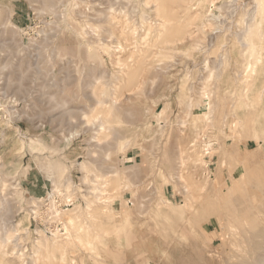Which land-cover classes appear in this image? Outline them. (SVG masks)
Instances as JSON below:
<instances>
[{
	"label": "rangeland",
	"instance_id": "obj_1",
	"mask_svg": "<svg viewBox=\"0 0 264 264\" xmlns=\"http://www.w3.org/2000/svg\"><path fill=\"white\" fill-rule=\"evenodd\" d=\"M202 1L0 0V264H264V6Z\"/></svg>",
	"mask_w": 264,
	"mask_h": 264
},
{
	"label": "bare ground",
	"instance_id": "obj_2",
	"mask_svg": "<svg viewBox=\"0 0 264 264\" xmlns=\"http://www.w3.org/2000/svg\"><path fill=\"white\" fill-rule=\"evenodd\" d=\"M159 1V0H158ZM165 1V0H164ZM202 1V0H201ZM256 2H254V3H257V5H258V8H259V6H264V0H255ZM161 2H163V0H161ZM160 2V3H161ZM170 2V1H169ZM203 2V1H202ZM164 3H166V2H164ZM199 3V2H198ZM167 4V3H166ZM165 4V5H166ZM160 5V4H159ZM256 5V6H257ZM160 6H162V7H160V8H163L162 10H164L163 11V13H165V10L166 9H164L166 6H168V5H166V6H164L163 7V5H160ZM228 8V7H227ZM255 7H253V9H254ZM260 8H262V7H260ZM259 8V9H260ZM173 10V9H172ZM231 10V9H230ZM256 10H257V8H256ZM262 10V9H261ZM229 11V10H228ZM251 11V10H250ZM254 11V10H253ZM260 11V10H259ZM255 12H257V11H255ZM163 13H162V15H163ZM168 13V12H167ZM166 13V14H167ZM229 13V12H228ZM235 13V12H234ZM254 13V12H253ZM174 14V13H173ZM167 15H169V14H167ZM264 15V14H263ZM177 16V15H176ZM256 16V13H255V15H253V17H255ZM262 16V15H261ZM195 17V16H194ZM251 17H252V15H251ZM260 17V16H259ZM263 17V16H262ZM164 18H166V17H164ZM202 18V17H201ZM249 18V17H248ZM256 18V17H255ZM257 19V18H256ZM202 20H203V18H202ZM247 20V19H246ZM252 20V19H251ZM263 21H264V19H262ZM203 22V21H202ZM246 22V21H245ZM249 22H253V21H250V18H249ZM256 22V21H255ZM255 22H253V24H255ZM246 23H248V22H246ZM245 23V25H247V26H244V28H243V30H244V33H241V34H243V35H249V34H251V31L253 30V28H254V26L255 25H253V24H251V23H249V24H246ZM264 23V22H263ZM246 27V28H245ZM241 31V30H240ZM262 31H264V30H262ZM242 32V31H241ZM234 34V33H233ZM259 34H261L260 33V31H259ZM264 34V33H263ZM233 36V35H232ZM242 36V35H241ZM240 36V37H241ZM255 36V35H254ZM253 36V37H254ZM258 36V35H257ZM237 37H239L238 36V33H237ZM239 37V38H240ZM243 37V36H242ZM259 37V36H258ZM258 37H256V38H258ZM244 38V37H243ZM261 38H263V37H260L259 39H261ZM240 39H242V38H240ZM245 39V38H244ZM241 40L240 42L242 43V45L243 46H245V47H248L249 46V48H251V51H252V54L254 53V48L255 47H257L258 45H253L250 41V45H249V42L248 41H246V40ZM258 40V39H257ZM260 41H262V39L260 40ZM210 42V41H209ZM256 43V42H255ZM211 45H212V43H211ZM263 46V45H262ZM244 47V48H245ZM263 48V47H262ZM247 50V49H246ZM246 50H245V52H246ZM244 52V53H245ZM225 53V52H224ZM262 53V52H261ZM244 56V55H243ZM248 56V55H247ZM254 57V56H253ZM243 58V57H242ZM208 59V58H207ZM228 59V58H227ZM246 61V60H245ZM207 63V62H206ZM217 63H219V62H217ZM245 63V62H244ZM215 64H216V62H215ZM222 64H223V61H222ZM221 64V65H222ZM258 64H263V57H262V55H258L257 57H256V60L255 61H248L247 62V65H246V70H245V73H243L245 76H246V80H244V81H247L248 83H249V80H250V78L252 77V75H255L256 74V72H257V65ZM224 66V65H223ZM238 66V65H237ZM158 67V66H157ZM213 67H215V66H213ZM238 69V68H237ZM214 70L215 69H213V72H214ZM264 70V69H263ZM164 71V70H163ZM243 71V70H242ZM241 71V72H242ZM212 72V71H211ZM241 72L239 73V74H241ZM244 72V71H243ZM215 73V72H214ZM264 73V72H263ZM211 75H213L212 73H211ZM242 75V74H241ZM257 75V74H256ZM240 76V75H239ZM250 77V78H249ZM237 78V77H236ZM245 78V77H244ZM215 79V78H214ZM238 79H241V78H238ZM238 79H237V81H238ZM263 79V78H262ZM151 81V80H150ZM243 81V80H242ZM263 82H264V79L262 80ZM151 83H152V81H151ZM239 83H241V82H239ZM245 83V82H244ZM245 84H247V83H245ZM261 84H263V83H261ZM264 85V84H263ZM244 87V86H243ZM247 87H249V86H247ZM248 89V88H247ZM262 89V88H261ZM260 89V90H261ZM245 90H246V88H245ZM264 90V89H263ZM264 92V91H263ZM242 93V92H241ZM257 93V92H256ZM258 96V95H257ZM263 96V95H262ZM261 96V97H262ZM260 100H262L261 98H260ZM257 101V100H256ZM209 102V101H208ZM255 103V102H254ZM262 103V102H261ZM253 104V103H252ZM216 105V104H215ZM248 105V104H247ZM256 105H257V103H256ZM251 106V105H250ZM255 107V106H254ZM257 107V106H256ZM250 110V109H249ZM252 112H253V110H252ZM256 112V111H255ZM255 112H254V114H255ZM260 114V113H259ZM264 114V113H263ZM206 115H207V113H206ZM214 115V114H213ZM264 115H262V117H263ZM248 117H249V115H248ZM247 118V117H246ZM250 118V117H249ZM252 119H253V121L255 120V117L253 118V117H251ZM250 118V119H251ZM259 118V117H258ZM258 120V119H257ZM246 121H247V119H246ZM252 120H250V122H251ZM242 122V121H241ZM244 122V121H243ZM249 122V121H248ZM258 122H260L259 120H258ZM207 123V122H206ZM245 123H247V122H245ZM254 123H255V121H254ZM254 123L252 124V125H254ZM248 124V123H247ZM251 124V123H250ZM260 124H261V122H260ZM243 125V124H242ZM246 125V124H245ZM249 126V125H248ZM247 126V127H248ZM242 127H244V126H242ZM254 127H255V125H254ZM261 127V126H260ZM246 128V127H245ZM264 129V128H263ZM254 130H256L255 128H254ZM250 131V130H249ZM248 132V131H247ZM264 131L262 130L261 131V133L260 134H262ZM254 133V132H253ZM247 134V133H246ZM255 134V133H254ZM248 135V134H247ZM257 135H259V134H257ZM263 136H264V134H262ZM255 136H256V134H255ZM255 136H254V138H255ZM262 137V136H261ZM263 138V137H262ZM259 139H260V137H259ZM261 140V139H260ZM263 140V139H262ZM259 141V140H258ZM264 141V140H263ZM206 142V141H205ZM215 142V141H214ZM207 144H209L208 142H207ZM209 146V145H208ZM211 146V145H210ZM226 147V146H225ZM225 149V148H224ZM223 149V150H224ZM208 152V151H207ZM245 153V152H244ZM254 155V154H253ZM224 156V155H223ZM251 156V155H250ZM227 157V156H226ZM243 157V156H242ZM253 157H255V156H253ZM243 158H245V156L243 157ZM234 159V158H233ZM236 159V158H235ZM241 159V158H240ZM239 158H238V160H240ZM250 158H248L247 160H246V158L245 159H243V163H244V161H246V163H251L252 161L251 160H249ZM224 160V159H223ZM262 160V159H261ZM232 162V161H231ZM241 162V161H240ZM255 163V162H254ZM251 164H253V163H251ZM244 165H246L245 163H244ZM250 165V164H249ZM258 165V164H257ZM251 169V168H250ZM230 170V169H229ZM228 170V171H229ZM227 172V171H226ZM232 173V172H231ZM264 174V173H263ZM262 174V172L260 171V169L258 170V169H256L255 168V170H254V172H253V176L255 177V180H257L258 181V183L260 184V185H262V186H264V178H263V175ZM249 175V174H248ZM248 175H246V176H248ZM250 176H248V178H249ZM246 178V177H245ZM245 178H243V180L245 179ZM249 181H250V178L248 179ZM248 180H246V182L248 181ZM252 181V180H251ZM250 181V182H251ZM245 182V183H246ZM206 183V182H205ZM241 183H242V180H241ZM240 183V181H238L237 182V180L234 182V184H233V186H232V188L229 190V192L231 191V190H235L234 188H236L237 190H239L240 189V187H241V184ZM205 185V184H204ZM243 185V184H242ZM248 187H249V184H246ZM251 186V185H250ZM244 187V186H243ZM257 187H260V186H257ZM58 188V187H57ZM187 188V187H186ZM186 188H185V190H186ZM204 188V187H203ZM251 188H253V187H251ZM256 188V187H255ZM56 189V188H55ZM190 189V188H189ZM218 189V188H217ZM229 189V188H228ZM192 190V189H191ZM251 190V189H250ZM249 190V191H250ZM257 190V189H256ZM254 191L253 190V192H255V194H256V192L258 191ZM218 191V190H217ZM199 192V191H198ZM219 192H221V191H219ZM235 192V191H234ZM233 192V193H234ZM250 192H252V191H250ZM258 193V192H257ZM201 194V193H200ZM223 194V193H222ZM220 195L221 197L223 196V195ZM228 193L226 192V195H227ZM244 194H248V193H244ZM254 194V193H253ZM260 194V193H259ZM259 194H258V196H259ZM262 194V193H261ZM224 195H225V192H224ZM240 195H242V192L240 193ZM251 195V194H250ZM250 195H249V197H250ZM205 196V195H204ZM196 198H197V196H195ZM224 197V196H223ZM234 197V196H233ZM247 197V196H246ZM248 197V198H249ZM253 197H256V196H253ZM219 197H217V199H218ZM259 198V197H258ZM186 199V198H185ZM189 199V198H188ZM227 199V198H226ZM224 200V201H227V200ZM247 199V198H246ZM254 199V198H253ZM262 199V198H261ZM259 200V202L260 201H262V200ZM264 199V198H263ZM204 200V199H203ZM222 200V199H221ZM165 201V200H164ZM185 201V200H184ZM189 201H191L192 203H191V207H192V204H194V201H192V200H189ZM215 201V200H214ZM217 201H219L220 202V200L218 199ZM242 201V200H241ZM247 201H248V199H247ZM250 201H252V200H250ZM237 202V201H236ZM171 203V202H170ZM184 203H186V201L184 202ZM221 203V202H220ZM223 203V202H222ZM221 203V204H222ZM227 203V202H226ZM229 203V202H228ZM245 203V202H244ZM243 203V204H244ZM250 203H253V202H250ZM167 204V203H166ZM214 205H215V202L213 203ZM219 204V203H218ZM221 204L219 205V206H221ZM224 204H225V202H224ZM257 204V203H256ZM187 205V204H186ZM196 205V204H195ZM210 205V204H209ZM212 205V204H211ZM242 205V204H241ZM256 206V205H255ZM254 206V207H255ZM168 207H169V205H168ZM187 207V206H186ZM190 207V206H189ZM211 208H213L214 206L212 205V206H210ZM227 207V206H226ZM237 207V206H236ZM236 207H235V209H236ZM252 207V206H251ZM251 207H250V209H251ZM215 209H216V206L214 207ZM220 208H222V207H220ZM256 208V207H255ZM254 208V209H255ZM259 208V207H258ZM196 209H198V208H196ZM214 209V210H215ZM223 209H224V207H223ZM230 209V208H229ZM254 209H253V211H254ZM170 210V209H169ZM211 210V209H210ZM220 210H222V209H220ZM237 210V209H236ZM259 210V209H258ZM212 211V210H211ZM223 211V210H222ZM225 212H226V210H225ZM233 212H235L234 210H233ZM247 212V211H246ZM246 212H245V215H246ZM248 212H250V211H248ZM170 213V212H169ZM178 213V212H177ZM194 213H195V211H194ZM232 213V212H231ZM242 213V212H241ZM251 213H252V210H251ZM250 213V214H251ZM258 213V212H257ZM234 214V213H233ZM179 215V214H178ZM192 215V214H191ZM194 215V214H193ZM192 215V216H193ZM259 215V214H258ZM234 216V215H233ZM255 216V215H254ZM231 217V216H230ZM256 217V216H255ZM158 219V218H157ZM173 219V218H172ZM232 219V218H231ZM240 219V218H239ZM248 219V218H247ZM238 220V219H237ZM253 220V219H252ZM257 220H258V218H257ZM260 220V219H259ZM194 221V220H193ZM203 221V220H202ZM199 222V221H198ZM257 222V221H256ZM178 223V222H177ZM249 224V223H248ZM258 224H260V223H258ZM196 225V224H195ZM236 225V224H235ZM241 225V224H240ZM229 226H231V225H229ZM232 226H233V224H232ZM239 226V225H238ZM198 227V226H197ZM237 227V226H236ZM235 227V228H236ZM240 227V226H239ZM107 232V231H106ZM176 232V231H175ZM103 233V232H102ZM161 233V232H160ZM166 237V236H165ZM70 238V236H65V237H63V238H61V239H69ZM171 238V237H170ZM61 239L60 238H58L57 239V241H60L59 243H58V247H63V249L66 247V245L68 244V240H62V242H61ZM198 244V243H197ZM208 250V249H207ZM165 252V251H164ZM109 253V252H108ZM100 256V255H99ZM153 258V257H152ZM188 263V262H187Z\"/></svg>",
	"mask_w": 264,
	"mask_h": 264
},
{
	"label": "built area",
	"instance_id": "obj_3",
	"mask_svg": "<svg viewBox=\"0 0 264 264\" xmlns=\"http://www.w3.org/2000/svg\"><path fill=\"white\" fill-rule=\"evenodd\" d=\"M216 32H214V33H216ZM69 200L70 199L68 198L67 201H69ZM67 201H65V199H55L54 197L48 199L49 203H47L48 204L47 205V210H48L47 212L49 214V221H50V223L56 224L55 225L56 229L53 226H50L51 227L50 233H52V235L59 234L57 232H61V235H65L63 221L61 219V211L63 210L64 206L69 204V203H67Z\"/></svg>",
	"mask_w": 264,
	"mask_h": 264
}]
</instances>
